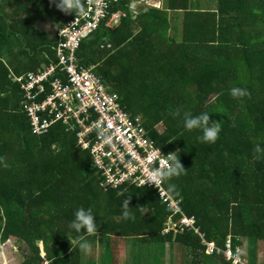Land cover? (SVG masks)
<instances>
[{
	"label": "trees",
	"instance_id": "obj_1",
	"mask_svg": "<svg viewBox=\"0 0 264 264\" xmlns=\"http://www.w3.org/2000/svg\"><path fill=\"white\" fill-rule=\"evenodd\" d=\"M130 1L120 0L112 9L126 13L118 26L101 24L82 41L77 56L81 64L95 65L132 117H141L163 154L179 150L188 171L170 181L176 187L168 193L184 215L194 216L204 239L223 247L228 236H238L256 264V247L264 242V154L255 158L256 145L264 149V0H216L214 9L210 0H162V7H143L134 16ZM171 13H181L180 20ZM73 16L50 0H0V246L9 237L22 242L21 264H80L82 252L71 249L65 236L76 235L69 223L83 207L96 217L99 236L88 240L93 245L102 240L101 264H113L111 237L133 238L132 248L162 249H145L125 264H165L166 244L178 249V263L227 264L206 255L192 229L164 233L171 211L156 190H103L90 154L76 147L74 132L60 122L43 135L31 134L10 73L54 61L55 42L39 26ZM106 43L111 47L101 49ZM234 87L250 96L233 98ZM176 109L210 114V122L221 126L216 143H203L200 131H187L182 118L170 115ZM126 196L134 221L122 217Z\"/></svg>",
	"mask_w": 264,
	"mask_h": 264
},
{
	"label": "built area",
	"instance_id": "obj_2",
	"mask_svg": "<svg viewBox=\"0 0 264 264\" xmlns=\"http://www.w3.org/2000/svg\"><path fill=\"white\" fill-rule=\"evenodd\" d=\"M119 1L103 0L99 8L86 5V15L62 19L56 24L55 60L37 71L10 73L11 81L18 84L21 110L28 117L31 134L43 135L60 122L67 131L74 132L76 147L90 154L104 190L124 186L156 190L161 204L171 211L164 233L192 229L199 235L206 255L220 256L227 264H251L243 256L240 237L228 236L223 247L206 241L195 226L194 216L182 213L179 201L170 196L164 185L159 192L145 184L146 169L159 167L156 150L160 148L147 135L141 117H132L119 96L109 91L95 65L81 64L77 57L82 41L90 33L103 23L114 29L126 16L120 8L112 10ZM141 5L147 3L131 0L130 13L137 14ZM110 47L109 43L100 45L101 49ZM177 214L180 217L174 220Z\"/></svg>",
	"mask_w": 264,
	"mask_h": 264
},
{
	"label": "clouds",
	"instance_id": "obj_3",
	"mask_svg": "<svg viewBox=\"0 0 264 264\" xmlns=\"http://www.w3.org/2000/svg\"><path fill=\"white\" fill-rule=\"evenodd\" d=\"M50 3L54 4L56 8L65 15L75 14V16L77 17L87 14L86 5L91 6L94 4L97 6V8H99L101 7L103 0H50ZM230 95L233 98H244L249 97L250 93L247 89L234 87L230 90ZM170 115H172L173 118H182L183 125L187 131H200L202 135L197 137V139H199L203 143L215 144L219 139V133L221 132L220 123L210 122V114H208L207 112L194 116L191 112H183V114H181V110L176 109L172 111ZM255 153L258 154L255 157L258 159L260 158L259 154H264V149H261L259 145H256ZM156 154L159 158V167L146 169L147 179L145 181V184L154 186L159 190V192L161 190V186L167 184L168 192H174L176 186L170 183V181L173 178H179L182 175H186L188 171L180 161L179 150L169 153L165 156L160 149H157ZM6 166L7 165H5V167ZM117 195L124 196V193L118 192ZM130 203L131 196H126L122 203V217L125 220L130 219L134 221L136 217L133 213V209L129 207ZM144 209L145 206H137L135 208V210L140 212H143ZM95 218L96 217L93 215L91 208L85 209L81 207L75 211L74 219L69 223V228L74 230L76 235L73 236L72 233L69 232L65 236L71 245V249L73 247H76L85 255L92 254L93 243L88 240V237L99 236V228L97 226ZM241 246L243 249V245Z\"/></svg>",
	"mask_w": 264,
	"mask_h": 264
},
{
	"label": "rangeland",
	"instance_id": "obj_4",
	"mask_svg": "<svg viewBox=\"0 0 264 264\" xmlns=\"http://www.w3.org/2000/svg\"><path fill=\"white\" fill-rule=\"evenodd\" d=\"M212 3L210 4V9H214L215 8V1L216 0H210ZM145 2L147 3V6H156L159 7V3L162 2V0H145ZM174 14V13H173ZM179 17L181 18V14L179 15ZM178 23V21H176ZM176 22H174L173 24L176 25ZM46 25H43L42 28H45ZM53 25H47V30L49 31V33L51 32ZM173 33V31L170 32V34ZM175 35V33H174ZM175 38L177 40H179V34L177 33L175 35ZM99 239V238H98ZM111 255L115 256L116 260L121 259V261H125V259L127 260V257L129 255V258L134 256L137 257L139 256L140 253H144L146 248H143L141 246V244H134L133 248H132V243L134 241L133 238H117V237H111ZM135 242V241H134ZM23 243L19 242L16 238L14 237H9L8 240L5 242V244L0 246V264H21L22 260H23V256H22V252H18L19 248L21 247ZM100 244L102 245V240L99 239L97 240V243L95 245H93V252L91 255H85L83 253H81V262L80 264H101L103 263V258H104V253H103V248L102 246H100ZM243 247H244V257L246 260H248L245 252L248 253L249 248H248V243L247 241H244L242 243ZM39 248H40V252L42 255H44L43 251H42V244L39 243ZM165 248V257L164 260L167 261L166 264H178V249L174 248L172 250L169 249L168 244L164 245ZM108 250V249H107ZM162 249L156 248V247H152L149 249H146V251H150V253H157L160 252ZM110 252V249L109 251ZM256 264H264V242H260L258 244V246L256 247ZM171 254V258L169 257V255ZM149 257V256H148ZM98 261H101L100 263H96ZM117 264V263H114ZM182 264V263H179Z\"/></svg>",
	"mask_w": 264,
	"mask_h": 264
},
{
	"label": "crops",
	"instance_id": "obj_5",
	"mask_svg": "<svg viewBox=\"0 0 264 264\" xmlns=\"http://www.w3.org/2000/svg\"><path fill=\"white\" fill-rule=\"evenodd\" d=\"M145 1V0H144ZM146 8V7H151V6H147V5H141L140 7H139V10L141 9V8ZM159 7H162V2L161 3H159ZM139 10H138V12H139ZM142 10H145V9H142ZM172 14V16L174 17V16H178V20H180V17H179V15L181 14V13H176L175 15H173V13H171ZM43 25H46L45 26V28H42V26ZM47 25H53V27H52V29H51V32L52 33H49V31L47 30ZM39 28H41L40 30H42V31H45V32H47L49 35H50V37H52V39L55 41V32H56V24H51V22L49 21H42V23H41V25L39 26ZM78 57V56H77ZM79 58V57H78ZM84 65H86V66H88V65H91V64H85L84 63ZM43 66V64L40 66V67H38L37 69H36V71L39 69V68H41ZM11 73H13V72H11ZM26 73V72H25ZM14 74V73H13ZM22 74V73H21ZM16 75H19V74H16ZM124 239V238H123ZM5 244V243H4ZM163 254V253H162ZM148 256H150V255H148ZM164 257H165V250H164V255L162 256V260H163V262L166 264L167 263V261H165L164 260ZM169 257L171 258V254L169 255ZM129 258V255H128V257H127V259ZM111 260H112V262H113V264L114 263H117V264H125L126 263V259H125V261L123 262V261H121V259H118V260H116V258H115V256H113V255H111ZM161 260V261H162ZM178 263V262H177ZM179 264V263H178Z\"/></svg>",
	"mask_w": 264,
	"mask_h": 264
}]
</instances>
